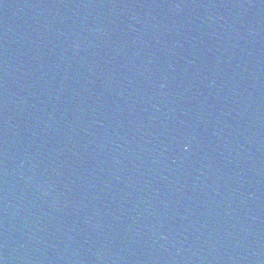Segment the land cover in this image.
I'll return each instance as SVG.
<instances>
[{"label": "water", "instance_id": "95a60500", "mask_svg": "<svg viewBox=\"0 0 264 264\" xmlns=\"http://www.w3.org/2000/svg\"><path fill=\"white\" fill-rule=\"evenodd\" d=\"M0 264H264V0H0Z\"/></svg>", "mask_w": 264, "mask_h": 264}]
</instances>
